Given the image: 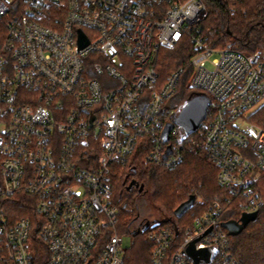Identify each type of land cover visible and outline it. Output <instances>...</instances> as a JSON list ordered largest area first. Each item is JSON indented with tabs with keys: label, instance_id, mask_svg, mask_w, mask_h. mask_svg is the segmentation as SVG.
I'll return each instance as SVG.
<instances>
[{
	"label": "built area",
	"instance_id": "2783aa9c",
	"mask_svg": "<svg viewBox=\"0 0 264 264\" xmlns=\"http://www.w3.org/2000/svg\"><path fill=\"white\" fill-rule=\"evenodd\" d=\"M207 14L204 0H0L3 264L35 263L33 233L46 264H124L112 168L138 151L170 168L188 147L205 151L230 196L215 197L181 234L173 222L146 221L152 248L142 264H191L181 249L208 228L195 247H217L210 264H238L221 217L233 200L242 212L264 205V49L210 46L196 28ZM187 41L190 72H166L162 51ZM182 85L209 101L191 133L169 105ZM18 193L36 221L8 214Z\"/></svg>",
	"mask_w": 264,
	"mask_h": 264
},
{
	"label": "trees",
	"instance_id": "16d2710c",
	"mask_svg": "<svg viewBox=\"0 0 264 264\" xmlns=\"http://www.w3.org/2000/svg\"><path fill=\"white\" fill-rule=\"evenodd\" d=\"M204 2L208 14L196 28L207 44L223 47L230 42L234 48L247 53L264 49V0ZM4 23V19H0V46ZM192 54V45L188 41L183 47L163 50L161 60L166 72L180 65L188 67ZM188 70L190 72L189 67ZM190 93L192 94L193 90L188 86H180L173 98L175 104L182 108ZM142 156L143 152L138 151L130 163L115 165L112 168V200L118 210L116 226L129 231L134 238L132 248L124 254V264H142L150 259L152 244L145 237L146 230L142 231L146 221H137L135 206H132L138 200H147L153 209L160 210L166 216L162 219H151L152 221L173 222L181 234L192 226L194 218L202 213L215 197L230 196V189L218 183L217 169L202 149L186 148L182 161L170 168L145 164ZM130 178L143 185L141 191L135 187L126 189V181ZM192 195L195 200L191 208L181 217H175L174 209ZM13 197L7 204V212L12 214L13 219H38L34 206L28 205L29 197L26 194L18 193ZM234 203L233 200L226 206L222 220L239 219L242 210ZM35 230L34 227V232ZM229 237L231 251L238 264H264V205L258 209L255 220L249 222L238 235ZM180 240L179 236L174 239L172 250ZM32 242L34 264H46L47 253L43 242L34 233ZM0 264H3L1 259Z\"/></svg>",
	"mask_w": 264,
	"mask_h": 264
},
{
	"label": "water",
	"instance_id": "95a60500",
	"mask_svg": "<svg viewBox=\"0 0 264 264\" xmlns=\"http://www.w3.org/2000/svg\"><path fill=\"white\" fill-rule=\"evenodd\" d=\"M78 43L80 47H83L87 44V38L79 30L78 32ZM208 98L205 96L202 97H192L179 111V116L183 119L185 123V132H193L199 123L205 118L206 109L208 106ZM171 129V125L167 124L162 132L164 140L168 139V132ZM132 187L138 188L139 191L142 190L143 185L139 184L135 179H131L127 185L126 189L129 190ZM195 200V197L192 195L186 201L179 204L173 211V215L177 218L181 217L187 210L191 208ZM258 211L253 212H242L239 219H230L222 222V226L228 231L229 235L236 236L238 235L246 225L255 220L257 217ZM147 227V223L143 226L142 231ZM211 228H208L203 233L192 238L187 242L181 249V252L192 260L191 264H210L217 253L216 246H208L202 248H196L195 242L204 234L208 233Z\"/></svg>",
	"mask_w": 264,
	"mask_h": 264
},
{
	"label": "rangeland",
	"instance_id": "374dc122",
	"mask_svg": "<svg viewBox=\"0 0 264 264\" xmlns=\"http://www.w3.org/2000/svg\"><path fill=\"white\" fill-rule=\"evenodd\" d=\"M217 55H213L211 58L213 59L214 57H216ZM208 67L212 68V65L208 62ZM193 92H196V90H193ZM202 97V96H206L205 94L202 93H197V94H189L187 96L186 102L185 104L192 98V97ZM184 104V105H185ZM169 105H172L176 108V114L174 117V121L176 124L179 125V127L183 130H185V123L183 121V119L179 116V110L181 109V107L177 106L175 104V100H170ZM260 189H262V193H263V199H264V184L262 183ZM133 207L135 206V214L137 216V221L143 220V221H148L151 219H162L165 218L166 216L163 215L161 213L160 210L158 209H153L150 204L147 202V200H138L134 205H132ZM137 208V209H136ZM117 232L119 237L122 239V250H123V255L129 251L132 246H133V234L130 233L129 231L122 229L121 227H119L118 225L116 226Z\"/></svg>",
	"mask_w": 264,
	"mask_h": 264
},
{
	"label": "flooded vegetation",
	"instance_id": "af4514ba",
	"mask_svg": "<svg viewBox=\"0 0 264 264\" xmlns=\"http://www.w3.org/2000/svg\"><path fill=\"white\" fill-rule=\"evenodd\" d=\"M131 179H133V178L127 179V181H126V182L128 183V182H129Z\"/></svg>",
	"mask_w": 264,
	"mask_h": 264
}]
</instances>
